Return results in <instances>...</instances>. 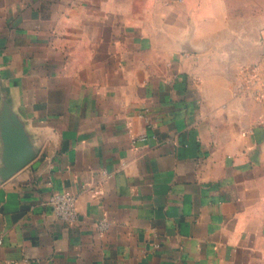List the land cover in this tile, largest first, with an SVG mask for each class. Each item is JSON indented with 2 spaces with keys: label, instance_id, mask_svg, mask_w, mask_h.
Masks as SVG:
<instances>
[{
  "label": "crops",
  "instance_id": "crops-1",
  "mask_svg": "<svg viewBox=\"0 0 264 264\" xmlns=\"http://www.w3.org/2000/svg\"><path fill=\"white\" fill-rule=\"evenodd\" d=\"M260 79L264 0H0V264H264Z\"/></svg>",
  "mask_w": 264,
  "mask_h": 264
},
{
  "label": "built area",
  "instance_id": "built-area-1",
  "mask_svg": "<svg viewBox=\"0 0 264 264\" xmlns=\"http://www.w3.org/2000/svg\"><path fill=\"white\" fill-rule=\"evenodd\" d=\"M178 2H183L184 0H177ZM260 83L261 89L255 92V99L258 102L264 101V79L257 80ZM146 124L151 126L150 120L147 112L142 115ZM146 136H142L134 140L136 144L139 141H145ZM48 205L52 209L54 215L63 220L66 223L74 224L79 219V210H78V198L75 194L70 192H55L53 193L49 200ZM110 223L103 219L97 223V229L100 233H105L109 230ZM1 243V241H0Z\"/></svg>",
  "mask_w": 264,
  "mask_h": 264
}]
</instances>
